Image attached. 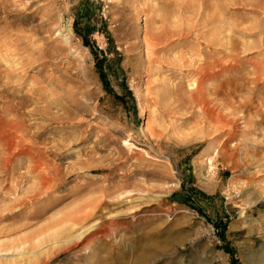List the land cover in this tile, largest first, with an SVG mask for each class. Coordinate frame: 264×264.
<instances>
[{
	"label": "rangeland",
	"instance_id": "rangeland-1",
	"mask_svg": "<svg viewBox=\"0 0 264 264\" xmlns=\"http://www.w3.org/2000/svg\"><path fill=\"white\" fill-rule=\"evenodd\" d=\"M201 1L0 0V91L17 106L0 250L25 238L22 264H264V0H206L216 31ZM166 26L191 32L146 46ZM210 27L231 47L215 51ZM217 70L201 102L189 83Z\"/></svg>",
	"mask_w": 264,
	"mask_h": 264
},
{
	"label": "bare ground",
	"instance_id": "bare-ground-1",
	"mask_svg": "<svg viewBox=\"0 0 264 264\" xmlns=\"http://www.w3.org/2000/svg\"><path fill=\"white\" fill-rule=\"evenodd\" d=\"M208 2V1H207ZM207 2H206V0H203V1H201V3H200V7H202V9H201V11H200V8H198V10H197V14H199V16H200V18L202 19V24H203V27L205 26V27H208V26H212V28H214V30L216 31L217 30V28H220V27H218L217 25H216V23L220 20V18L219 17H217V16H214V15H210V16H208L204 11V9H206V7H207ZM196 7V6H195ZM197 18V17H196ZM228 18V17H227ZM192 21H194V20H192ZM169 22V21H168ZM163 23V22H162ZM181 24H182V22H181ZM180 24V25H181ZM165 26V25H164ZM176 26V25H175ZM192 26V25H191ZM167 27V26H166ZM166 27L164 28V27H162V28H160L159 29V27H158V29L156 30V31H154V33H151V32H148L147 34H145V36H144V38H145V43H146V46H149V45H152L153 47H155L156 45L158 46V45H160V44H162V43H169V40L172 38V39H175V37H177V38H179V37H182L184 34L186 35V34H190V30L188 29V30H186V31H184V30H182V31H180V30H176V29H170V28H168V29H166ZM175 28V27H174ZM211 27H210V30L212 31L211 32V34H210V37L208 38V40H206L207 42H208V44H212V45H214L216 48L214 49L215 51H218V50H220V49H222V48H225L226 46H228V47H231V46H229L228 44L230 43H226V45H225V43L223 42V41H221L222 39H220L219 37H218V35H217V33L219 34L220 32H221V30L220 31H217V33L216 32H214V30L212 29ZM229 28V27H228ZM67 29V28H66ZM56 31V34L57 35H59V34H62V32H61V27H59V28H56L55 29ZM146 30V29H145ZM155 30V29H154ZM226 30V29H225ZM63 31V30H62ZM67 32L64 34V37H66L67 36V34L68 33H70V31H69V29L68 30H66ZM150 31V30H149ZM227 31V30H226ZM230 31V30H229ZM54 32V33H55ZM55 34V35H56ZM68 36H70L69 34H68ZM187 36V35H186ZM185 37V36H184ZM221 37V36H220ZM227 38H228V36H227ZM230 39V38H229ZM66 40V39H65ZM69 41V40H68ZM172 43V42H171ZM1 46V45H0ZM244 46V45H243ZM151 47V46H150ZM247 47V46H246ZM233 48V47H232ZM69 50V52L71 53V52H73L74 51V48H73V46H69V48H68ZM2 50V49H1ZM1 50H0V52H1ZM237 50V49H236ZM245 49H243V51H244ZM3 52V51H2ZM190 53H191V51H189ZM198 53V52H197ZM216 53V52H215ZM220 53V52H219ZM195 54V53H194ZM11 56V55H10ZM185 56V55H184ZM193 56V55H192ZM231 56V55H230ZM5 57V56H4ZM27 57V56H26ZM159 57V56H158ZM188 57V56H187ZM200 57H202V56H200ZM16 58V57H15ZM157 58V57H156ZM171 58V57H170ZM228 58V57H227ZM177 59L178 60H176V61H181V60H183V64H186V61L184 60L185 58L184 57H177ZM219 59V58H218ZM234 59V58H233ZM154 60V59H153ZM173 60H175V59H173ZM173 60H171V61H173ZM224 60V59H223ZM227 60V59H226ZM2 61V60H1ZM7 62V61H6ZM13 62V61H12ZM169 62H170V60H169ZM168 62V63H169ZM182 62V61H181ZM190 62V61H189ZM222 62V61H221ZM234 62V61H233ZM259 62V61H258ZM151 63V62H150ZM153 63V62H152ZM152 63H151V65H152ZM231 63V66H232V62H230ZM257 63V62H256ZM221 64V63H220ZM224 64V63H223ZM234 64V63H233ZM21 65V64H20ZM217 65V64H216ZM229 65V64H228ZM239 65V64H238ZM14 66V65H13ZM173 66V65H172ZM183 66V65H182ZM11 67V66H10ZM260 67V66H259ZM180 68H181V66H180ZM195 68V67H194ZM205 68V67H204ZM203 68V69H204ZM222 68V67H221ZM231 68V67H230ZM252 68V67H251ZM2 69V68H1ZM10 69V68H9ZM213 69V68H212ZM218 69V68H217ZM262 69V68H261ZM12 70V69H11ZM186 70H188V69H186ZM201 70H202V68H201ZM210 70V69H209ZM214 70V69H213ZM225 70H227V69H225V68H223V69H221V71H225ZM10 71V70H9ZM200 71V70H199ZM203 71V70H202ZM221 71H219V70H217V71H215V72H210L208 75H207V78H205V76L202 74L201 76H199L198 77V79H197V81H193V82H191V83H189V86L188 87H194V86H196L197 87V91H195V93L197 94V97L199 98V100L201 101V102H203L204 100H205V89H206V87H204L205 86V84H204V82L206 81V79H210V78H213L214 80L215 79H217V78H219L220 76H221ZM12 72V71H11ZM24 72V71H23ZM209 72V71H208ZM12 73H14V72H12ZM259 73H260V70H259ZM20 74V73H19ZM223 74V73H222ZM8 75H9V73H8ZM200 75V74H199ZM224 75V74H223ZM6 78V77H5ZM195 79V78H194ZM262 79V78H261ZM9 79H7V81L5 82V83H8V82H10V81H8ZM11 80V79H10ZM211 80V79H210ZM209 81V80H208ZM16 82V81H15ZM251 82V81H250ZM4 83V84H5ZM196 89V88H195ZM2 91H0V97H2L3 99H1V102H2V104H1V107H0V151L3 153V154H7V153H10V149H12L13 147H12V142H11V140H12V138H11V135H12V131H9V129L11 128V127H13V122H11L10 121V118L11 117H13V113H14V110H15V108L17 107L16 106V104L15 103H13L12 102V100H9V99H7L6 100V96H7V94L5 95L4 93V95L1 93ZM12 93V92H11ZM192 98V97H191ZM197 99V98H196ZM209 99V98H208ZM203 105V104H202ZM48 110V109H47ZM46 111V110H45ZM244 112V111H243ZM220 113V112H219ZM218 113V114H219ZM222 113V112H221ZM214 114V113H213ZM7 116H11L10 118H7ZM219 117H220V115H219ZM226 118V117H225ZM12 119V118H11ZM208 121V120H207ZM210 121V120H209ZM15 122V121H14ZM14 124H16V122L14 123ZM147 124V123H146ZM218 124V123H217ZM223 124V123H222ZM222 126V125H221ZM224 126V125H223ZM228 126V125H227ZM209 128V127H208ZM211 129V128H210ZM12 130V129H11ZM16 130V129H15ZM213 132V131H212ZM13 133H15V131L13 132ZM17 134V133H16ZM16 134H14V136L16 135ZM17 136V135H16ZM14 139H16V138H14ZM13 139V140H14ZM16 141V140H15ZM17 143V142H16ZM16 143H14L13 142V144H16ZM22 143V142H21ZM24 145V144H23ZM15 146V145H14ZM134 146V145H133ZM16 147V146H15ZM29 148V147H28ZM13 149H15V148H13ZM27 149V148H26ZM22 150V151H20V155H24V153L26 154V153H28L27 152V150ZM21 150V149H20ZM11 151H13V150H11ZM15 152V151H14ZM19 152V151H18ZM16 153V152H15ZM32 153V152H31ZM14 154V153H13ZM27 155V154H26ZM35 155V154H34ZM16 156V155H15ZM9 157V156H8ZM31 157V156H30ZM30 157H29V155H28V158H29V160H30ZM35 157V156H34ZM38 157V156H37ZM4 158V157H3ZM33 158V157H32ZM6 162H7V160H6V158L4 159ZM13 160L12 159H9L8 158V162L9 163H11ZM33 163V162H32ZM4 165V164H3ZM9 165V164H8ZM38 165V164H37ZM5 166H3L2 168H4ZM7 168H8V166H7ZM35 168V167H34ZM30 169V168H29ZM34 170V169H33ZM35 171V170H34ZM38 171V170H37ZM37 171H35L34 173H36L37 174ZM49 173V172H48ZM41 177H43V176H41ZM40 177V178H41ZM41 180V182H42V180H44L45 181V177H43L42 179H40ZM39 180V181H40ZM38 181V180H37ZM48 181V180H47ZM52 182V181H51ZM40 183V182H39ZM46 186V182L45 183H43L42 184V187H45ZM48 186V185H47ZM36 187V186H35ZM48 188V187H47ZM32 194V193H31ZM104 195V194H103ZM95 202V201H94ZM94 204V203H93ZM82 206V205H81ZM84 207V206H83ZM89 207V206H88ZM91 207V206H90ZM96 207V206H95ZM77 210V209H76ZM84 210V209H83ZM80 211H82V209H80L79 210V212ZM90 211V210H89ZM72 212V211H71ZM85 212V211H84ZM83 213V212H82ZM72 214V213H71ZM76 214V213H75ZM75 214H73V216L69 219V222H71V224L70 225H68V224H66V226L68 225V226H70L71 228H74L75 227V225H76V223L79 221V219H80V217L79 216H77V215H75ZM70 215V214H69ZM79 215V214H78ZM69 218V217H68ZM61 220H59V222H60ZM64 221H66L65 219H62V221L61 222H64ZM59 225V224H58ZM62 225V224H61ZM65 225V224H64ZM63 225V226H64ZM78 225H79V223H78ZM77 226V225H76ZM79 227V226H78ZM89 228V227H88ZM53 229H54V227H53ZM68 230V229H67ZM73 230V229H72ZM87 230V228H85V229H83L82 231H79V233H77V234H75L73 237H71V238H68V239H65L64 240V242H66V243H68V244H70L71 243V239H78V238H80L84 233H85V231ZM89 230V229H88ZM87 230V231H88ZM22 239V238H21ZM25 239V238H24ZM24 239L22 240V241H24ZM16 241H20L19 239L18 240H16ZM21 241V243H20V245H18L17 247H14V249H13V251H12V249H11V246H10V248H7V249H1L0 250V260L1 261H3V262H5L4 264H10V263H15V264H22L23 262H24V260L23 259H25V258H23V256L25 255V254H27V253H29V254H32V252H24V250L23 251H21V249L22 248H24L25 247V245L27 244L26 242H22ZM60 241V240H59ZM59 241H55V242H52V247H54V248H56V247H58V245H59ZM3 243V242H2ZM8 245V244H7ZM30 245V244H29ZM51 246V245H50ZM43 249V248H42ZM27 250V249H26ZM15 251H17V252H15ZM36 252V251H35ZM28 254V255H29ZM41 254V253H40ZM36 257V256H35ZM28 259V258H27ZM35 260V259H34ZM23 261V262H22ZM22 262V263H21ZM33 262V261H32ZM26 263H27V261H26ZM28 264H30V263H28Z\"/></svg>",
	"mask_w": 264,
	"mask_h": 264
},
{
	"label": "trees",
	"instance_id": "trees-1",
	"mask_svg": "<svg viewBox=\"0 0 264 264\" xmlns=\"http://www.w3.org/2000/svg\"><path fill=\"white\" fill-rule=\"evenodd\" d=\"M83 40H84V43H85V44H88L87 41H86V39H84V37H83Z\"/></svg>",
	"mask_w": 264,
	"mask_h": 264
}]
</instances>
